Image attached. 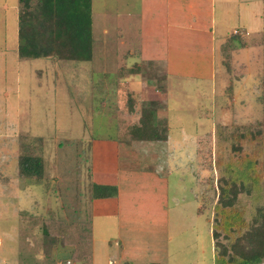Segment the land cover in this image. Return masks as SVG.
I'll list each match as a JSON object with an SVG mask.
<instances>
[{"label": "rangeland", "instance_id": "374dc122", "mask_svg": "<svg viewBox=\"0 0 264 264\" xmlns=\"http://www.w3.org/2000/svg\"><path fill=\"white\" fill-rule=\"evenodd\" d=\"M253 4L258 19L254 18L251 36L232 34L234 27L244 33L246 26L243 20L239 23L238 13H249L248 5L242 0L221 4V22L225 11L237 18L227 24L232 38H225L226 43L218 49L214 82L196 76H167L168 130L165 128V135L160 132L169 135L173 148L169 156L157 153L166 167L164 172H171L169 228L174 264H215L211 232L217 201L213 182L217 178L215 127L259 125L264 121V3L254 0ZM139 9L140 0H95V14L101 16L100 30L112 25L109 35L115 41L118 37L113 24L118 19L124 34L122 42L131 41L141 51L140 33L135 26L129 27L138 25ZM18 13L19 0H0V264H79L70 240L65 242L61 236L72 229L76 235L80 222L91 227L92 233V207L81 213L80 205L83 202L85 207L92 200L87 195L89 185L99 195L114 193L112 187L116 186L111 183V187L110 177V182L107 177L102 182L99 173V180L95 176L94 168L101 164L94 162L102 160V153L91 144L92 140L101 148L107 141L131 144V129L138 118L132 121L135 118L130 114L127 92L139 94L142 83L127 86L124 81H131L128 70L135 64L139 69L140 64L125 52L115 61L111 57L115 52L110 49L104 66L97 65L96 59V64L23 59ZM129 13L133 17L128 20ZM224 16L229 19L226 13ZM96 32L100 41L99 28ZM224 40L218 37V47ZM146 104H140L139 114ZM104 150L105 161L120 168L118 164L124 159L118 162L119 152L108 147ZM27 151L44 161L40 180L20 178L19 161ZM255 184L256 191L259 184ZM100 222L97 220V224ZM53 226L61 236L53 232ZM101 232L112 245L118 240L111 228L102 231V225L97 226L99 240L93 239L91 245L98 251V264H105L107 253Z\"/></svg>", "mask_w": 264, "mask_h": 264}, {"label": "crops", "instance_id": "0c3cea01", "mask_svg": "<svg viewBox=\"0 0 264 264\" xmlns=\"http://www.w3.org/2000/svg\"><path fill=\"white\" fill-rule=\"evenodd\" d=\"M224 3L226 0H140L138 25L130 24L129 26H135V31L140 33L142 49L139 51L131 41L128 44L122 42L124 34L120 31L121 23L118 19L116 24H113V30L118 37L115 39L116 43L114 39L110 40L109 31L112 25L109 29L102 26V30H100L101 16L95 14V0H92L94 43L91 58L75 62L92 61L96 64L97 60V65L101 63L104 66L103 63L108 61L109 49L111 53L115 52L111 56L112 59L115 58V61L119 59L118 56L123 55V52L129 57L138 59L139 69L135 64L134 69L128 70L130 78H132L131 81H124L127 86L137 82L142 83L139 94L134 92L135 95H138L137 98L131 92H127L128 99L130 98L134 103V109H130V114L135 118L132 121L136 122L138 118V122L133 126L138 124L141 118L143 109L141 108L139 114L140 104L147 102L149 104L146 105L151 111L152 123L165 135V128L166 131L168 130L166 120L170 91L167 76L171 74L182 77L196 76L215 81L214 68L219 50L226 43L224 39L232 37L227 24L229 25L233 18H237L225 11L223 20L220 21L218 10ZM242 3L248 5L249 13L245 14L242 11L238 13V21L241 24V20H243L246 29L241 34L234 27L232 34L251 36L254 34V18L258 19L254 13V0H242ZM224 13L229 15V19L224 16ZM132 17L133 15L129 13L127 19ZM97 28L101 31L100 41L98 35L95 37ZM221 36L225 42L218 47V37ZM101 42H103V47ZM116 72L117 70H115ZM166 134L168 135L169 131ZM169 142L168 135L167 140L159 142L131 141V144L127 145L126 142L107 141L102 142L104 143L102 148L96 140H92V144L90 143L95 151L97 149L98 153H102V160L94 162L103 166L100 167L101 169L98 168L99 171L94 168L96 178L98 180L100 178L103 182V177H107L110 182V177L112 181L109 184L112 183L116 186L112 187L111 185L114 193L107 196L99 195L96 189L94 190L89 185L90 193L87 195L92 200L85 203V207L83 202H80L81 213H84V210L87 211L89 205L92 207L94 213L92 215V235L94 234L95 242L99 240L95 235L97 226L102 225V231L104 227L106 230L111 228L115 231L118 241L114 245H112L113 242L108 243V238H104L101 232L104 247L106 245L105 253H107L103 263L174 264L173 259L170 258L169 228L172 209L169 194L171 172L169 174L164 172L166 167L162 166V160L159 159L160 157L158 158V153L161 155L166 152L167 156L172 154L173 145H169ZM104 147L119 152L117 153L118 162L124 159L121 164H118L120 168H117L115 163L109 164L105 161L103 155L106 150ZM171 161V159L168 160L169 164ZM97 173H99V178ZM92 190L95 194L92 193ZM97 220L101 222L97 224ZM105 232L108 233V231ZM93 252L92 264L100 263L96 256L98 251L94 248Z\"/></svg>", "mask_w": 264, "mask_h": 264}, {"label": "trees", "instance_id": "16d2710c", "mask_svg": "<svg viewBox=\"0 0 264 264\" xmlns=\"http://www.w3.org/2000/svg\"><path fill=\"white\" fill-rule=\"evenodd\" d=\"M262 18L264 33V4ZM18 20L23 59L90 60L94 43L92 0H19ZM262 69L264 108V66ZM128 105L134 109L130 98ZM150 113L148 106L142 110L139 124L131 129L132 141L167 140L152 123ZM214 140L217 201L211 230L215 264H264V121L250 126L217 125ZM43 165L41 157L27 151L19 161L20 178L40 180ZM255 183L259 184L256 191ZM77 226L76 235L73 229L62 236L57 228L52 229L65 242L70 240L76 262L92 264L91 227L84 222Z\"/></svg>", "mask_w": 264, "mask_h": 264}, {"label": "built area", "instance_id": "2783aa9c", "mask_svg": "<svg viewBox=\"0 0 264 264\" xmlns=\"http://www.w3.org/2000/svg\"><path fill=\"white\" fill-rule=\"evenodd\" d=\"M68 264H70V262Z\"/></svg>", "mask_w": 264, "mask_h": 264}]
</instances>
